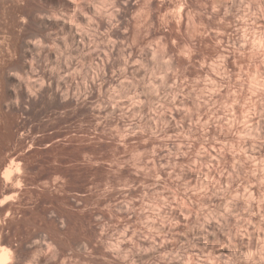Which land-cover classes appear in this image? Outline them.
I'll list each match as a JSON object with an SVG mask.
<instances>
[{
    "label": "rangeland",
    "instance_id": "rangeland-1",
    "mask_svg": "<svg viewBox=\"0 0 264 264\" xmlns=\"http://www.w3.org/2000/svg\"><path fill=\"white\" fill-rule=\"evenodd\" d=\"M0 247L264 264V0H0Z\"/></svg>",
    "mask_w": 264,
    "mask_h": 264
},
{
    "label": "bare ground",
    "instance_id": "bare-ground-1",
    "mask_svg": "<svg viewBox=\"0 0 264 264\" xmlns=\"http://www.w3.org/2000/svg\"><path fill=\"white\" fill-rule=\"evenodd\" d=\"M12 171L10 169H7L5 171V175H11ZM12 259V253L6 249L0 247V264H6L8 261Z\"/></svg>",
    "mask_w": 264,
    "mask_h": 264
}]
</instances>
